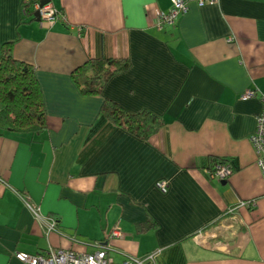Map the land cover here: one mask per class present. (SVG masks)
Wrapping results in <instances>:
<instances>
[{"label": "crops", "instance_id": "obj_1", "mask_svg": "<svg viewBox=\"0 0 264 264\" xmlns=\"http://www.w3.org/2000/svg\"><path fill=\"white\" fill-rule=\"evenodd\" d=\"M28 1L0 0V49L12 42L33 67L47 127L0 132V264L99 242L117 263L160 248L156 264H264V178L249 141L262 104L240 98L264 93V0H191L161 27L171 0H51L52 22L23 15ZM107 58L129 67L83 94L72 72ZM104 99L164 125L141 140L100 120ZM212 157L235 167L226 179ZM115 225L123 238H108Z\"/></svg>", "mask_w": 264, "mask_h": 264}, {"label": "trees", "instance_id": "obj_2", "mask_svg": "<svg viewBox=\"0 0 264 264\" xmlns=\"http://www.w3.org/2000/svg\"><path fill=\"white\" fill-rule=\"evenodd\" d=\"M35 1L29 0L23 4L29 20L35 19L31 7ZM59 16L60 12L56 10L55 18ZM128 67L126 58L89 60L72 72V78L83 94L100 95L106 83ZM99 118L110 121L141 140H149L164 125L161 117L149 111L129 113L108 99L103 100ZM46 127L45 108L34 69L14 58L12 42H5L0 49V132L38 134ZM210 161L208 168L214 170L216 166L226 164L227 159L212 157ZM229 165L232 172L235 167ZM154 225L143 223L139 228L146 230ZM58 231L62 234L60 229Z\"/></svg>", "mask_w": 264, "mask_h": 264}, {"label": "built area", "instance_id": "obj_3", "mask_svg": "<svg viewBox=\"0 0 264 264\" xmlns=\"http://www.w3.org/2000/svg\"><path fill=\"white\" fill-rule=\"evenodd\" d=\"M40 0L35 1L31 7L35 11H39L41 20H47L49 22L54 21L56 9L50 4L40 7ZM191 0H171V5L166 13H162L159 16L158 26L165 24L171 25L175 22L177 17L184 13L188 9V3ZM199 6L206 4H215L218 0H195ZM23 15H26V8L23 6ZM231 39V38H230ZM258 97L261 101V111L256 116L255 130L251 134L249 141L256 156V164L260 170L262 178H264V93L255 91L253 89H247L244 91L240 98L251 99ZM231 173L230 165L223 164L216 166L212 171V175L219 179H226ZM162 192L167 190L166 181H158L156 184ZM241 204H244L243 202ZM29 209L38 215L36 209L31 204L27 203ZM47 232L57 230V221L52 217H46L44 221ZM108 238H123V232L119 225H115L108 234ZM110 247L106 243H97L96 247L91 252H75L73 250L57 249L53 250L49 248L46 252L32 255L24 252L15 253V257L26 264H156L157 258L161 252L160 248H157L150 252L143 258L135 255H125L122 262L117 263L110 256Z\"/></svg>", "mask_w": 264, "mask_h": 264}, {"label": "water", "instance_id": "obj_4", "mask_svg": "<svg viewBox=\"0 0 264 264\" xmlns=\"http://www.w3.org/2000/svg\"><path fill=\"white\" fill-rule=\"evenodd\" d=\"M50 2H51V0H40L39 1V3H40L39 5L42 8L45 5L49 4ZM34 18H35L36 21H40L41 20L40 14H39V11L38 10L34 12Z\"/></svg>", "mask_w": 264, "mask_h": 264}]
</instances>
